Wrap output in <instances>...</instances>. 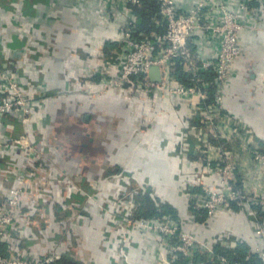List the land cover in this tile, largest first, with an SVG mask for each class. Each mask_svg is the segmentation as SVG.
Returning a JSON list of instances; mask_svg holds the SVG:
<instances>
[{
	"label": "built area",
	"instance_id": "obj_1",
	"mask_svg": "<svg viewBox=\"0 0 264 264\" xmlns=\"http://www.w3.org/2000/svg\"><path fill=\"white\" fill-rule=\"evenodd\" d=\"M22 1L0 0V9L10 15L11 24L24 33V49L15 53L19 57L29 43L28 30L17 16ZM144 1L100 0L97 12L108 16L120 10L125 17L122 33L114 40L118 46L116 62L112 73L105 78L106 85L102 90L107 92L131 86L136 101L141 103L154 100L156 96L161 101L176 98L181 102L185 110L182 147L198 157L200 169L178 185L180 196L194 213L205 214L209 221L238 211L250 217L256 224L257 243L248 259L255 258V264H264V221L256 219L259 213L264 215V192L255 190L253 185L264 173V150L259 146L255 130L232 115L225 99L235 77L233 66L243 53L239 37L246 26L237 11L239 8L251 10L249 6L253 0H238L232 7L228 0H195L186 11L180 9L177 0H156L159 11L154 20L161 31L142 34L138 39L133 35V29L141 21L137 9ZM4 15L0 14V21H4ZM5 30L0 28L2 33ZM204 48L211 49L213 55L205 58ZM178 64L188 83L174 77ZM155 67L158 68L155 75L158 81L151 74ZM46 98L45 93L31 95L26 92L21 77L7 63L0 61V125L3 128V136H0V242L9 250V255L0 254V264H57L63 258L58 250L38 257L26 250L40 242L39 238H30L28 231L43 230L50 225L47 214L50 207L44 200L48 194L46 196L44 190L55 192L57 161L51 148L37 147L28 134L18 131L19 116L38 127ZM196 118L200 126H196ZM143 122V130L151 134L154 118L147 116ZM48 124L45 120V127ZM191 133L195 135L194 139L197 138L195 144ZM213 140L219 141L218 144ZM11 148L17 151L22 164L8 153ZM247 160L251 165L243 173L242 185L238 186V175ZM64 184L63 188L69 193L57 202L56 215L69 209L79 213L74 217V223L85 222V215L77 209L80 204L73 200L81 190L79 183L71 180ZM90 186L93 193L88 195L83 209L94 203L108 216L106 238L111 264H141L142 259L136 253L141 247L139 236L143 234L153 235L158 244L156 264H176L180 259L185 264H196L195 258L201 254L219 264H244L232 262L216 251L218 246L238 248L243 244L242 240L201 238L187 230L182 219L172 214L137 218L138 196L149 195L157 207L168 202L157 194L154 185L137 181L134 172L102 176L99 181H90ZM26 200L27 204H24ZM36 215H41V219ZM57 222L60 233L64 234L68 222L58 218ZM22 244L25 249L17 251Z\"/></svg>",
	"mask_w": 264,
	"mask_h": 264
},
{
	"label": "crops",
	"instance_id": "obj_2",
	"mask_svg": "<svg viewBox=\"0 0 264 264\" xmlns=\"http://www.w3.org/2000/svg\"><path fill=\"white\" fill-rule=\"evenodd\" d=\"M177 1L182 11L195 2ZM234 2L238 0H228L231 7ZM100 5V0H23L17 16L28 30L29 43L20 57L15 53L24 49V33L14 27L10 15L0 9V14L6 15L4 21H0V28L6 29L0 32V61L21 77L26 92L45 93L47 97L38 127L18 115L21 120L18 131L28 134L37 147L51 148L57 161L55 192L45 189L48 196L43 198L50 207L47 213L50 225L43 230L28 231L30 238H39L40 242L26 249L27 253L38 257L58 250L81 264H111L106 238L109 218L98 205H87L83 223L73 222L78 212L68 210L56 215L54 211L59 199L69 193L63 188L64 182L73 180L80 185L79 175L89 171V184L92 180H101L102 176L132 171L137 181L154 185L157 194L178 209V217L187 230L204 239L242 240L252 252L257 243L256 224L245 213L223 214L200 224L179 194L178 185L200 169L198 157L182 147L185 110L181 102L176 98L161 101L156 96L154 100L141 103L136 101L131 86L103 92L105 78L112 73L116 62L118 48L114 40L122 33L125 17L120 10L113 15H103L97 12ZM249 7L252 8L249 11L240 8L237 11L246 26L239 37L243 53L233 66L235 77L225 99L232 115L258 134L263 151L264 0H253ZM211 55L212 50L204 48V57ZM93 90L96 93H92ZM147 116L154 118L151 134L143 130V119ZM45 120L49 123L47 127ZM194 121L200 126L197 118ZM2 132L0 125V136ZM193 136L191 133L195 144L197 138ZM8 153L22 164L14 148ZM250 165L248 161L239 173L238 186L242 185L243 173ZM254 182V189L264 192V173ZM35 217L41 219L42 216ZM57 218L68 222L64 234L60 233ZM256 219L263 222L264 215L259 213ZM140 236L141 247L136 256L142 259L141 264H156L158 244L154 236ZM22 249H25L23 244L16 250L21 252Z\"/></svg>",
	"mask_w": 264,
	"mask_h": 264
},
{
	"label": "trees",
	"instance_id": "obj_3",
	"mask_svg": "<svg viewBox=\"0 0 264 264\" xmlns=\"http://www.w3.org/2000/svg\"><path fill=\"white\" fill-rule=\"evenodd\" d=\"M158 11H159V6L156 0H145L143 6L140 9H137V13L141 17V21L139 25H137L135 29H133V35L135 36V38L138 39L141 38L142 34L151 35L152 32H154L155 30L158 32L161 31V29H159L155 24V20H154L155 18H158ZM173 75L179 81L188 83L187 76L182 71L179 64L175 67ZM212 142L218 144L219 141L213 140ZM89 176H91V171H89L88 173H84L81 176V182H80L81 190L78 194L75 195L73 199L74 201L80 204L79 207H77V209H79V211H81L82 214L84 215L86 211L83 209V207L85 206L86 199L88 195H91L93 193V190L88 182ZM137 204L138 207L135 214L137 218H146V219L156 218V217H162L167 214H172L176 216L178 219H180V217H178V211H177L178 209H175L172 204L167 203L162 205L161 207H157L149 195L138 196ZM56 207L57 205H55L54 209H56ZM68 210L69 209H66L65 212H67ZM194 214L198 223L200 224H204L209 221L207 219V216L203 213L198 212ZM26 245L28 246V243H26ZM216 251L218 255L228 257V259H230L232 262L235 263L242 262L244 264H255L257 262L255 258L253 260L248 259V256H250L249 255L250 251L249 248L244 244L239 245L238 248L235 249L223 248L218 246L216 248ZM0 254L9 255L8 246L2 244L1 242H0ZM184 262L185 261L183 259H180V261L176 264H185ZM195 262L196 264H219L216 261H210L208 256L205 254L198 255L195 258ZM57 264H81V263L75 261L71 255L66 254Z\"/></svg>",
	"mask_w": 264,
	"mask_h": 264
},
{
	"label": "water",
	"instance_id": "obj_4",
	"mask_svg": "<svg viewBox=\"0 0 264 264\" xmlns=\"http://www.w3.org/2000/svg\"><path fill=\"white\" fill-rule=\"evenodd\" d=\"M157 72H158V68H156V67L155 68H152L151 74L153 76V79L158 81L159 78L155 76L157 74Z\"/></svg>",
	"mask_w": 264,
	"mask_h": 264
},
{
	"label": "rangeland",
	"instance_id": "obj_5",
	"mask_svg": "<svg viewBox=\"0 0 264 264\" xmlns=\"http://www.w3.org/2000/svg\"><path fill=\"white\" fill-rule=\"evenodd\" d=\"M81 141H83V139H81Z\"/></svg>",
	"mask_w": 264,
	"mask_h": 264
}]
</instances>
